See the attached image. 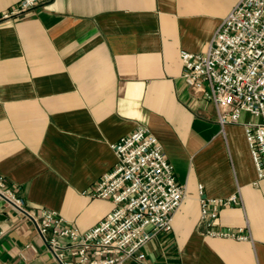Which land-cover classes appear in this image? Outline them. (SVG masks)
<instances>
[{
    "label": "crops",
    "instance_id": "obj_1",
    "mask_svg": "<svg viewBox=\"0 0 264 264\" xmlns=\"http://www.w3.org/2000/svg\"><path fill=\"white\" fill-rule=\"evenodd\" d=\"M238 1L50 0L4 20L18 0H0V175L26 207L91 228L113 208L89 196L116 163L110 145L143 127L185 196L172 230L127 264H264V178L243 129L252 118L221 131L181 78V53L205 51ZM233 194L239 204L201 219V195ZM238 228L250 239L207 235ZM0 230V264H58L34 223L2 204Z\"/></svg>",
    "mask_w": 264,
    "mask_h": 264
},
{
    "label": "built area",
    "instance_id": "obj_2",
    "mask_svg": "<svg viewBox=\"0 0 264 264\" xmlns=\"http://www.w3.org/2000/svg\"><path fill=\"white\" fill-rule=\"evenodd\" d=\"M50 0H18L2 19L34 10ZM186 86L212 104L223 131L242 115L244 137L258 179L264 178V0H239L214 31L205 51L180 55ZM116 163L89 192L113 208L91 228L80 231L57 212L28 209L13 185L0 175V204L32 221L58 264H127L144 259L143 248L159 233L172 230L175 211L184 199L171 163L147 128L110 145ZM202 193V186H198ZM202 220H216L220 208L239 204L226 199H199ZM4 231L0 230V237ZM210 237L249 240L243 228L209 230Z\"/></svg>",
    "mask_w": 264,
    "mask_h": 264
}]
</instances>
